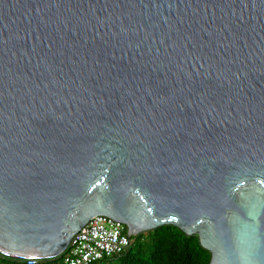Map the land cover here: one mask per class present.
I'll return each instance as SVG.
<instances>
[{
    "label": "water",
    "instance_id": "95a60500",
    "mask_svg": "<svg viewBox=\"0 0 264 264\" xmlns=\"http://www.w3.org/2000/svg\"><path fill=\"white\" fill-rule=\"evenodd\" d=\"M98 215L264 264V0H0V252Z\"/></svg>",
    "mask_w": 264,
    "mask_h": 264
},
{
    "label": "built area",
    "instance_id": "2783aa9c",
    "mask_svg": "<svg viewBox=\"0 0 264 264\" xmlns=\"http://www.w3.org/2000/svg\"><path fill=\"white\" fill-rule=\"evenodd\" d=\"M129 246L130 237L126 226L98 215L73 236L57 262L39 258L13 259L0 252V264H112L113 259Z\"/></svg>",
    "mask_w": 264,
    "mask_h": 264
},
{
    "label": "trees",
    "instance_id": "16d2710c",
    "mask_svg": "<svg viewBox=\"0 0 264 264\" xmlns=\"http://www.w3.org/2000/svg\"><path fill=\"white\" fill-rule=\"evenodd\" d=\"M210 259V252L201 246L198 236L187 235L174 225H163L131 236L129 248L112 264H209Z\"/></svg>",
    "mask_w": 264,
    "mask_h": 264
}]
</instances>
